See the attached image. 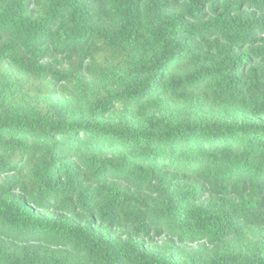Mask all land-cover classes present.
<instances>
[{"label":"trees","instance_id":"obj_1","mask_svg":"<svg viewBox=\"0 0 264 264\" xmlns=\"http://www.w3.org/2000/svg\"><path fill=\"white\" fill-rule=\"evenodd\" d=\"M0 264H264V0H0Z\"/></svg>","mask_w":264,"mask_h":264}]
</instances>
